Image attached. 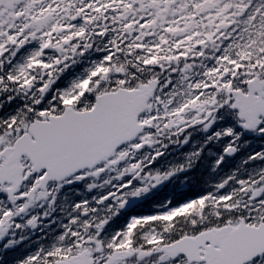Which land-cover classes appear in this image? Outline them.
I'll list each match as a JSON object with an SVG mask.
<instances>
[{
    "label": "snow or ice",
    "instance_id": "obj_1",
    "mask_svg": "<svg viewBox=\"0 0 264 264\" xmlns=\"http://www.w3.org/2000/svg\"><path fill=\"white\" fill-rule=\"evenodd\" d=\"M93 52L82 75L54 87L70 62ZM10 89L31 96L0 114V237L37 201L52 206L65 185L105 189L72 200L51 244L16 264H125L133 256L264 264V170L237 188L224 190L229 177L178 206L110 226L172 174L149 167L160 152L143 150L155 136L186 140V130L211 131L228 110L264 133L262 0H0V91ZM219 136L235 139L231 127L208 139ZM153 225L162 230L147 231Z\"/></svg>",
    "mask_w": 264,
    "mask_h": 264
}]
</instances>
